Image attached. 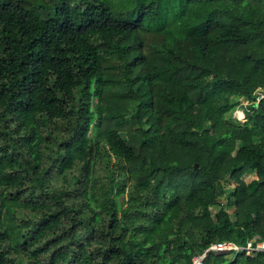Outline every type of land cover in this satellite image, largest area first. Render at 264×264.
Segmentation results:
<instances>
[{
  "label": "trees",
  "instance_id": "1",
  "mask_svg": "<svg viewBox=\"0 0 264 264\" xmlns=\"http://www.w3.org/2000/svg\"><path fill=\"white\" fill-rule=\"evenodd\" d=\"M261 94L264 0H0V264L264 239Z\"/></svg>",
  "mask_w": 264,
  "mask_h": 264
},
{
  "label": "built area",
  "instance_id": "2",
  "mask_svg": "<svg viewBox=\"0 0 264 264\" xmlns=\"http://www.w3.org/2000/svg\"><path fill=\"white\" fill-rule=\"evenodd\" d=\"M263 97L264 94H261L257 97V100L260 101ZM243 252L252 254L264 253V239L259 234H256L249 238L245 244H241L234 240H222L211 243L203 252L193 257L191 264H205L206 258L210 255L234 257Z\"/></svg>",
  "mask_w": 264,
  "mask_h": 264
},
{
  "label": "rangeland",
  "instance_id": "3",
  "mask_svg": "<svg viewBox=\"0 0 264 264\" xmlns=\"http://www.w3.org/2000/svg\"><path fill=\"white\" fill-rule=\"evenodd\" d=\"M241 105L239 107H237V109L234 111L233 113V117L236 119V120H241V121H244V110H245V106L249 103V101L242 97L241 98ZM256 175L253 174V172H249L247 173L245 176H244V179H246L247 181H251ZM229 211L232 212L233 211V208L231 207H228Z\"/></svg>",
  "mask_w": 264,
  "mask_h": 264
}]
</instances>
